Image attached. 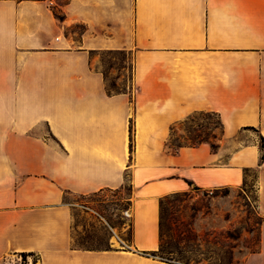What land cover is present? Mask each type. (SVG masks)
I'll use <instances>...</instances> for the list:
<instances>
[{
  "label": "crops",
  "instance_id": "crops-1",
  "mask_svg": "<svg viewBox=\"0 0 264 264\" xmlns=\"http://www.w3.org/2000/svg\"><path fill=\"white\" fill-rule=\"evenodd\" d=\"M121 53L132 92L111 95L100 58ZM197 113L221 120L218 152L174 153ZM261 137L264 0H0V264H169L145 255L161 245L160 200L238 188L247 169L262 221L242 264H264ZM127 183L130 245L75 248L67 196Z\"/></svg>",
  "mask_w": 264,
  "mask_h": 264
},
{
  "label": "rangeland",
  "instance_id": "rangeland-1",
  "mask_svg": "<svg viewBox=\"0 0 264 264\" xmlns=\"http://www.w3.org/2000/svg\"><path fill=\"white\" fill-rule=\"evenodd\" d=\"M101 68L107 77L110 93L132 92L131 85L118 82L130 79L128 57L103 54ZM175 130L173 143L184 145L190 138L214 142L213 130L218 126L214 116L197 113ZM185 132L184 135H181ZM219 134V131H216ZM170 140V139H169ZM127 183L118 191H104L90 196L68 195L75 216L73 245L78 248L107 249L130 245L131 224L126 220L127 199L131 197ZM165 247L171 254L164 257L180 264H242L259 250L261 217L258 211L257 169L244 171L238 188L202 191L192 188L187 194L171 197L163 207ZM18 264L21 257L14 258ZM28 264H39L29 257ZM13 264V262H12Z\"/></svg>",
  "mask_w": 264,
  "mask_h": 264
},
{
  "label": "trees",
  "instance_id": "trees-1",
  "mask_svg": "<svg viewBox=\"0 0 264 264\" xmlns=\"http://www.w3.org/2000/svg\"><path fill=\"white\" fill-rule=\"evenodd\" d=\"M56 15L57 17L62 20L63 19V16L60 14V12H56ZM109 92V91H108ZM117 93H121V92H117ZM117 93H110L109 94H117ZM211 115V114H210ZM215 117V119L217 120V127L213 130V139L215 140L214 142L212 141H209V140H195L193 138H190L189 139V142H187L186 144L184 145H178V146H175V144L173 143V137H174V134H175V131H173V133L171 134V137H170V140H169V146L170 148L174 151V153H178V151L184 147V146H190V147H197L203 143H209L210 146H211V149L214 153H217L218 150H219V140L221 139V135L223 134V125L221 123V120L219 119V117L215 116V115H212ZM191 118H194L193 116H191L189 118V120ZM219 131V134L216 132V131ZM247 130H253L255 131L254 128H247ZM261 151H262V156H261V162H263L264 160V138L261 137ZM134 151V136H133V123L131 121V127H130V152L131 154L133 153ZM250 171V169H247L245 170L246 173H248ZM130 187V190H131V186L129 185ZM198 190V188H195ZM187 194L186 192L185 193H179V194H173V195H168V196H165L163 197L161 200H160V212H161V221H160V233H161V245H160V248L155 251V252H149V253H145V255H147L148 257H153L155 259H158L162 262H165V263H169V264H180L178 261H175L173 259H170V258H167V257H164V255H168V254H171L172 252L169 251V249H167L165 247V237H166V234H165V230H164V223H163V215H162V211H163V207H164V204L171 198V197H175V196H180V195H185ZM75 248H78L75 246ZM79 249H87V248H79ZM255 253V252H254ZM20 257L23 259V263L22 264H28L27 263V259L29 257H37L34 253H23L20 255ZM37 259L39 260V258L37 257Z\"/></svg>",
  "mask_w": 264,
  "mask_h": 264
},
{
  "label": "built area",
  "instance_id": "built-area-1",
  "mask_svg": "<svg viewBox=\"0 0 264 264\" xmlns=\"http://www.w3.org/2000/svg\"><path fill=\"white\" fill-rule=\"evenodd\" d=\"M125 216L126 217H131V215L129 214L128 210L125 212Z\"/></svg>",
  "mask_w": 264,
  "mask_h": 264
}]
</instances>
